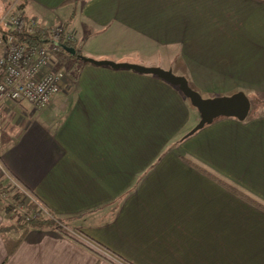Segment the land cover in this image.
<instances>
[{
    "label": "crops",
    "instance_id": "1",
    "mask_svg": "<svg viewBox=\"0 0 264 264\" xmlns=\"http://www.w3.org/2000/svg\"><path fill=\"white\" fill-rule=\"evenodd\" d=\"M22 12L68 27L84 57L219 85L206 98L264 84V0H25ZM77 67L44 109L0 99L6 173L62 221L24 231L0 202V264H264V209L243 197L264 206V116L186 138L200 114L178 87Z\"/></svg>",
    "mask_w": 264,
    "mask_h": 264
},
{
    "label": "built area",
    "instance_id": "2",
    "mask_svg": "<svg viewBox=\"0 0 264 264\" xmlns=\"http://www.w3.org/2000/svg\"><path fill=\"white\" fill-rule=\"evenodd\" d=\"M24 16L11 7L0 20V69L3 73L0 99L28 102L36 109H44L69 81L66 70L57 64L61 56L69 54L66 43H75L65 27L44 26L48 38L36 44L20 42L13 31L21 25ZM29 23L32 27H41L34 19H29ZM6 174L0 159V180Z\"/></svg>",
    "mask_w": 264,
    "mask_h": 264
},
{
    "label": "water",
    "instance_id": "3",
    "mask_svg": "<svg viewBox=\"0 0 264 264\" xmlns=\"http://www.w3.org/2000/svg\"><path fill=\"white\" fill-rule=\"evenodd\" d=\"M66 50L76 55L73 48ZM78 58L86 63L96 66H108L113 69L133 70L141 74L154 75L170 85L179 88L181 93L190 101L200 114L198 124L186 135L187 137L195 135L206 126L213 124L220 118H233L238 121H245L251 112L252 103L244 92H237L229 96H217L213 98H204L198 91L194 90L186 77L178 76L171 69L165 70L159 67H145L129 63H116L109 60L98 61L79 55Z\"/></svg>",
    "mask_w": 264,
    "mask_h": 264
},
{
    "label": "trees",
    "instance_id": "4",
    "mask_svg": "<svg viewBox=\"0 0 264 264\" xmlns=\"http://www.w3.org/2000/svg\"><path fill=\"white\" fill-rule=\"evenodd\" d=\"M19 8L21 9L22 7L20 6ZM13 33L16 35V37L18 38L20 42H25L27 44H36V43L41 42L40 40L42 38L49 37L46 34V30L44 29L43 26L32 27L29 23V18L27 16L23 17L21 25L17 29H15ZM66 46H68V48L70 47L73 48L74 44L66 43ZM72 56L75 59V62L72 66L68 68V70H66V74L69 77V80H73L77 77L78 72H79L77 65L81 63V60L78 58L79 56L78 52L76 53V55H72ZM228 187L232 189L231 186H228ZM0 189L2 191L5 190V188L2 189V184H0ZM25 190L27 192H30L28 189H25ZM238 194L241 195V193L239 192ZM243 197L247 200V202L253 204L254 206L256 205L257 207L264 209L263 205L259 204L258 202L251 199L250 197L246 195H244ZM11 201H12V205L6 206V209L11 211L12 214L13 212H16V210L14 209V205H20L25 210V213L20 214L19 219L16 221V226L19 229H22L24 231H28L32 228H43V227H52L57 230L61 229L60 224L62 223V221L52 215L48 217H44L40 215L38 211L40 205L38 204L36 199L33 201L29 200L27 195L23 191H18L14 193L11 196Z\"/></svg>",
    "mask_w": 264,
    "mask_h": 264
},
{
    "label": "rangeland",
    "instance_id": "5",
    "mask_svg": "<svg viewBox=\"0 0 264 264\" xmlns=\"http://www.w3.org/2000/svg\"><path fill=\"white\" fill-rule=\"evenodd\" d=\"M24 2H25V0H0V13H2L4 16L7 13V11L10 10L11 7H14L19 12H22V8L20 9L19 7L20 6L22 7ZM0 20H1V18H0ZM65 29L67 30V27H65ZM129 64H131V63H129ZM173 66H175V65H173ZM159 68H162V67H159ZM165 68H167V67H165ZM174 72H178L177 67H175ZM242 86L245 87L244 91L248 93V96H249L251 103H252V108H251V112L249 114L248 119H253V118L255 119V118L263 117L264 116V84L254 83V84H243ZM191 87L194 90L198 91L203 97L207 96L210 91H215L214 90L215 88L217 90H219V85H207V84H205V85H202V89H200L201 88L200 86H199L200 87L199 88V87H196L195 85H191ZM218 94H223V93H217L215 95H218ZM204 98H206V97H204ZM194 109H195V111L198 112V110L196 108H194ZM198 122L199 121H197V123ZM0 184H2V189L5 188V190H3V191L0 189V202L4 206L3 212L5 213L6 220H8L6 223L13 225V223H16V221L19 219L20 214L25 213V210L20 205H14V209L16 210V212H13V214H12L11 211L6 209V206L12 205L11 196L16 192L21 191V189L18 186V184L13 180V178L10 177V175H8V174H6V175H4V177H2ZM29 200H31V199H29ZM39 214L41 215L40 211H39ZM60 226L62 228V223L60 224Z\"/></svg>",
    "mask_w": 264,
    "mask_h": 264
}]
</instances>
